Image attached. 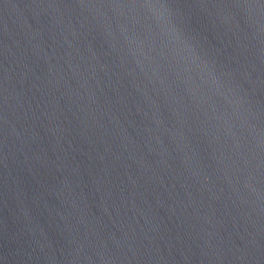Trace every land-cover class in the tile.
<instances>
[{"label": "water", "instance_id": "water-1", "mask_svg": "<svg viewBox=\"0 0 264 264\" xmlns=\"http://www.w3.org/2000/svg\"><path fill=\"white\" fill-rule=\"evenodd\" d=\"M0 264H264V0H0Z\"/></svg>", "mask_w": 264, "mask_h": 264}]
</instances>
